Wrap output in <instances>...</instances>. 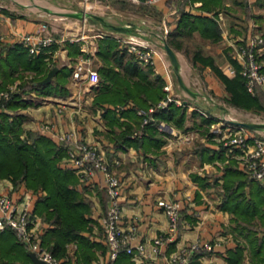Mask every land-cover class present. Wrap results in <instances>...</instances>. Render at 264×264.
Instances as JSON below:
<instances>
[{
  "label": "crops",
  "instance_id": "0c3cea01",
  "mask_svg": "<svg viewBox=\"0 0 264 264\" xmlns=\"http://www.w3.org/2000/svg\"><path fill=\"white\" fill-rule=\"evenodd\" d=\"M263 3V0L246 1L252 19L249 22L251 32L255 28L260 30L263 24L264 10L260 6ZM134 4L127 0L95 1L92 8L86 9L77 0H0V53L4 54L8 45L20 42L23 33L53 32L59 40L54 42L55 47L47 56L49 64L56 65L57 70L64 65L72 68L78 57L90 55L94 56L93 62L98 68L101 59L96 50L101 36L96 35V32L116 38L138 36L159 45L166 30L173 32L177 28L182 10L202 12L200 0L183 3L184 8L181 10L171 4L170 0H161L151 6ZM221 27L220 40L225 41L226 38L223 60H218L212 53H206L212 56V64L205 63L195 54L184 63L177 48L169 42L177 52L179 67H175L170 56L166 59L161 50L156 54L152 76L159 74L166 82L165 64L172 65L176 90L185 97L183 105H186V119L183 125H178L155 117L152 123L155 133L148 134L145 144L133 140L132 136L127 139L122 134L126 129L124 121L135 125L134 118L118 115L117 119H110L100 103L94 101L98 93L97 85L86 86L84 81L74 83L71 71L67 75L64 93L38 94L33 90L22 93L30 101L21 108L28 115L23 121L26 128L38 127L43 134L62 144L66 154L70 145L79 142L96 143L103 151L121 179L119 202L122 211L119 220L124 226L135 224L138 227V236L133 240L134 252L131 253L135 264H171L167 260L169 254L182 247H191L193 243L202 245L206 242H212L214 247L193 249L191 264H252L248 257L239 261L232 257L238 235L233 226V214L223 205L222 173L230 158H235L237 162L238 159L231 155L227 139L220 136L232 130L237 124L235 121L262 122L239 116L242 111L247 114L258 111L231 102L229 98L232 91L227 88L222 76H234L229 69L230 66L236 69L232 58L240 60L235 56L233 45L241 44L246 39L247 42L249 37L233 32L224 33L223 25ZM232 29L239 31L234 27ZM78 33L83 36L70 40V36ZM69 44H76L78 51L70 53ZM93 49L94 52L91 51ZM55 72L52 80L55 79ZM18 81L17 77L10 83L11 91L18 90ZM196 109L204 116L212 117V122L203 123L199 115L201 113L196 114ZM45 122L50 124V129H41ZM247 128L253 135L261 130V126ZM172 129L179 130L180 136L174 135ZM67 134L69 138H64ZM185 136H190L189 140ZM221 151L225 159L219 156L210 158V155H218ZM0 182L4 189L11 187L6 180ZM78 186L92 206L93 220L83 233L100 243L99 247H94L95 256L91 264H106L108 247L104 240L101 217L109 201L102 173L97 172L87 180H81L78 175ZM10 190L16 196L22 187H11ZM161 197L180 199L182 215L175 239L159 245L160 251L156 252L154 247L157 239L169 227V217L158 203ZM36 217V226L41 236L48 225L39 215ZM77 250L75 240L67 241L65 253L60 256L61 261L67 259L69 264H77Z\"/></svg>",
  "mask_w": 264,
  "mask_h": 264
},
{
  "label": "trees",
  "instance_id": "16d2710c",
  "mask_svg": "<svg viewBox=\"0 0 264 264\" xmlns=\"http://www.w3.org/2000/svg\"><path fill=\"white\" fill-rule=\"evenodd\" d=\"M195 1L187 0L190 3ZM201 1V13L182 10L177 28L170 33L168 40L172 46L178 45L182 37L191 36L195 31L213 40L222 38V27L217 17L224 0ZM68 46L70 53L78 51L76 44ZM54 47L55 43H52L36 53H30L20 41L8 45L4 54L0 53V88L20 78L18 90L10 91L9 97L0 101V177L10 176L14 182L24 180L30 187L43 188L45 193L35 196L31 206L33 215H39L49 223L41 235L42 242L62 257L66 242L75 240L78 245L77 264H91L95 256L94 247H99L100 243L83 233L93 220L92 206L78 186V176L73 167L63 159L66 148L46 134L23 127L26 115L21 108L30 102L22 96L23 92L33 90L38 94H47L66 91L65 84L71 67L61 66L54 74L55 79L39 82L53 66L48 63L47 56ZM96 54L101 64L97 68L100 76L94 101L100 103L110 119H117L118 115L134 118L135 125L124 121L126 129L123 136L127 139L132 136L141 144L147 143L148 134L153 135L155 127L153 122H149L144 126L143 134L133 135L134 130L141 127L144 117L138 109L147 110L150 102L155 103L166 95L164 78L159 74L152 76V64L143 66L127 47L119 45L116 37L101 36ZM195 56L205 63H213L212 56L200 50H196ZM232 59L236 73L233 77L222 75L227 88L232 91L229 100L254 111L264 109L263 87L257 85L255 92L250 91L242 64ZM117 105L124 108L117 111ZM153 113L159 119L183 125L186 105L171 102ZM195 113L201 112L196 109ZM199 115L203 123L213 120L202 113ZM223 151L210 155V158L219 156L225 159ZM222 177L223 205L232 212L234 230L238 235L232 257L236 261L248 257L252 264H264V185L240 167L235 158L225 163ZM113 263L135 264L127 251L119 252ZM0 264H34L30 251L9 228L0 230ZM60 264H69V260L64 259Z\"/></svg>",
  "mask_w": 264,
  "mask_h": 264
},
{
  "label": "built area",
  "instance_id": "2783aa9c",
  "mask_svg": "<svg viewBox=\"0 0 264 264\" xmlns=\"http://www.w3.org/2000/svg\"><path fill=\"white\" fill-rule=\"evenodd\" d=\"M84 8L90 9L95 1L109 0H77ZM136 4H156L161 0H127ZM172 3L183 0H170ZM96 35L103 36V32H96ZM83 35L80 33L70 36V40L79 39ZM262 37L259 33L254 32L249 41L235 45V56L242 64V72L246 76L248 89L255 92L257 85H261L264 89V69L263 62L260 58L259 49L262 48ZM20 40L28 48L30 53H36L45 46L59 40L53 32L32 31L23 33ZM119 45L127 47L130 52L135 55L139 63L148 65L155 63V56L159 49L157 45L148 42L141 37L117 36ZM166 41V40H165ZM163 41V43H166ZM264 47V46H263ZM94 52V49L91 50ZM90 55H82L78 57L72 64L71 80L74 83L84 81L86 86H96L99 82V74L97 68L90 67ZM231 73H236L235 67H229ZM166 82L164 89L166 95L161 97L157 102L152 103L147 110L142 108L138 112L142 114L143 122L141 127L134 130V135L144 133V126L149 122L155 121L154 111L170 105L171 102L183 104L185 97L176 90V81L172 65L165 64ZM9 90L0 91V101L9 97ZM124 106L117 105L116 110L119 111ZM207 113V111L204 110ZM42 130L50 129V124L45 122L41 125ZM220 130V128H216ZM234 131L230 130L228 134L223 135L227 139L230 146V153L238 159L239 165L245 169L248 174L259 180L264 185V137L250 134L247 127L236 124ZM173 134L180 136L181 132L172 129ZM64 138H69L65 135ZM190 136H185L189 140ZM78 173L81 180H87L94 176L97 172L102 173V179L106 187L109 205L105 213L101 217L104 240L108 247V260L106 264H113L117 255L121 251L129 253L134 252L133 240L138 236V227L135 224L124 226L121 223V202H119V194H121V179H119L116 171L107 161L103 151L96 143L79 142L76 145L68 147L67 154L63 158ZM10 185L9 183L7 184ZM0 182V230L5 228L11 229L18 240L25 247L34 252L39 258L44 260V264H60L61 259L41 240L40 232L37 225V217L31 213V202L35 197L28 189H23L14 196L9 189H4ZM158 203L164 208L169 217V227L165 234L157 239V245L154 247L156 252L160 251L159 245L165 244L175 239L180 226V218L182 215V202L177 198L161 197ZM142 247V245H140ZM214 244L206 242L204 244L193 243L191 247H182L179 250L169 254L167 260L171 264H191V254L193 249L207 248L212 249Z\"/></svg>",
  "mask_w": 264,
  "mask_h": 264
},
{
  "label": "rangeland",
  "instance_id": "374dc122",
  "mask_svg": "<svg viewBox=\"0 0 264 264\" xmlns=\"http://www.w3.org/2000/svg\"><path fill=\"white\" fill-rule=\"evenodd\" d=\"M245 1H247V0H224L223 6H220V8H219L217 19H218L219 23H221L220 26L223 25L224 33H225V31L228 32V34L233 32L236 35L240 34L243 37L247 36V38L249 37V39H250L251 35L253 34V32H257L260 34V36L263 39L261 42L262 48L259 49L258 52L260 53V58L263 62V69H264V47H263L264 46V21H263L262 26L260 27V30H255L256 29L255 28L254 31L251 32V30L249 29V22L252 21L251 13H250V10H248L249 8L246 7ZM170 2L172 4L173 1H170ZM186 2H187V0L176 1V3H173V4L176 7L178 6V8L181 10L182 8H184V4ZM127 4H129V3H127ZM134 5L142 6V5H144V3H142V4H136L135 3ZM145 5L151 6V4H145ZM201 5H202V1H201ZM260 6L264 10V3L261 4ZM213 13H214V11L211 12V14H213ZM232 27H234V29H239V31L236 32L235 30L232 29ZM170 33H171L170 30H166L163 33V38L166 40L165 41L163 39V41L168 42V40L170 39V36H171ZM224 39L226 41L225 37H224ZM245 39H246V37H245ZM246 40H245V42H242V43H246ZM163 41H162V43H159V45H157V47L159 50H161L164 53L165 58L169 59V53H168V51L165 47V43H163ZM225 41H221L220 39L213 40V38L205 37L202 34H200L199 31H195L193 33V35L185 36L183 38V40L178 45H175V46L177 48V51L183 57L184 63L186 62V59H188V60L191 59V56H193L195 54L196 50H200L203 54L204 53L205 54L206 53H212L216 56V58L218 60H223L224 54L222 53V51H223V48L225 46ZM237 44L233 45V51L234 52H235V45H237ZM91 57L92 58H90L91 62L89 65H90V67L96 68L95 63L93 62L94 56H91ZM143 66H148V65H143ZM174 77H175V75H174ZM19 81H20V78H19ZM10 83L11 82H9L7 84V86L5 88H2L1 90L11 91V87H9V86H11ZM80 83H82V82H80ZM82 86H83V84H82ZM263 95H264V93H263ZM263 98H264V96H263ZM22 112H24V111H22ZM25 115H26V113H25ZM27 116L28 115H26L24 117V120L26 118H28ZM239 116L243 119H246V120H255V121H259V122L264 123V109H262V108L258 112H249V114L242 111V113ZM23 127L25 130H31V131H34L36 133H42L38 127L34 128V129L26 128L24 125H23ZM260 129L261 130L259 132H255V134H256V136L264 137V125L261 126ZM234 130H236V129L233 128L232 131H234ZM228 133H226V134H228ZM223 135H225V133H222V135L220 137L223 138ZM2 180H6L13 188L14 187L15 188L22 187L23 189H28L35 196L42 195L45 193V190L43 188L30 187L25 183L24 180H19L18 182H14L10 176H1L0 181H2ZM41 219H42V217H41ZM43 221H45V220H43ZM45 224L49 225V223L46 221H45ZM58 257L60 258V256H58Z\"/></svg>",
  "mask_w": 264,
  "mask_h": 264
},
{
  "label": "water",
  "instance_id": "95a60500",
  "mask_svg": "<svg viewBox=\"0 0 264 264\" xmlns=\"http://www.w3.org/2000/svg\"><path fill=\"white\" fill-rule=\"evenodd\" d=\"M165 47L169 53V56L173 62V64L175 65V67H179V59H178V55L177 52L175 51V49L168 43H165ZM57 70V66H53L51 67L47 74L39 81L40 83H46L49 82L51 80V77L53 75V73ZM179 80L180 82L183 84V79L181 76H179ZM237 124L245 126V127H250V128H255V127H259V126H263L264 123H255V122H251V121H235ZM30 256L33 260V262L35 264H44V260L39 258L34 252H30Z\"/></svg>",
  "mask_w": 264,
  "mask_h": 264
}]
</instances>
